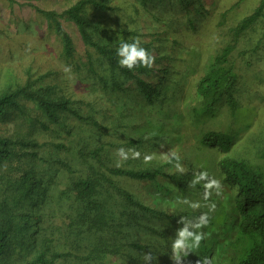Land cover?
I'll use <instances>...</instances> for the list:
<instances>
[{"label": "rangeland", "instance_id": "1", "mask_svg": "<svg viewBox=\"0 0 264 264\" xmlns=\"http://www.w3.org/2000/svg\"><path fill=\"white\" fill-rule=\"evenodd\" d=\"M75 1L0 0V89L10 82H23L29 73L32 78L42 76L43 83L50 85L54 93L73 100L79 112L93 114L102 125L99 131L91 134L85 132L83 137L74 139L75 135L72 132H75L82 123L69 114L64 121L65 127H71L69 134L59 129L51 138H58L60 141L64 139L63 141L67 143L77 140L78 144L87 143L89 146L94 143H108L111 146L107 155L115 166L119 159L115 153L119 143L145 138L144 146L136 149L141 152V156L134 159L130 154V158L122 161L121 166L132 169L162 167L181 181L179 188L177 187L179 194L175 193L169 198L163 188L157 187V183L147 185L146 182L128 176L111 178L132 194L133 198L153 209L167 211L179 218L187 217L193 221L201 213H209L210 224L202 230L208 237L216 236V242L211 244L212 252L208 253V250L202 252L201 245L204 242L202 240L199 249L195 250L188 260L182 259L181 264L188 262L192 264L195 260L197 264V261L206 254L211 257V264H219L223 256L227 264H231L228 257H232V251L226 248L225 244L226 240L232 237L235 226L231 221L226 227L218 225L217 222L223 201L228 194L232 198L235 187L229 186L223 180L217 163L222 157L237 158L264 171V17L239 37L230 57L238 73L237 84L232 90L237 101L236 109L232 111L223 100L212 111L201 116H193L192 110L199 103L195 97L196 82L219 49L232 40L231 28L242 17L250 14L261 0H198L205 1L209 11L205 17L195 20L194 27L188 25L187 13L190 10V15H195L193 9L198 4L197 0H189L188 10L182 8L177 0H164V3L155 0L152 4L145 5L141 4L140 0H110V5L115 7L114 10L86 9L95 21L101 22L114 34L136 30L141 40L159 38L153 40V43L157 46L159 43L163 45L159 48L160 51H164L163 56L166 54L171 56L170 59L163 58L152 66L159 73H163L164 67H169L164 81L159 77L153 78L152 71L149 72L151 76L146 78L154 82L149 89H167L162 117L157 116L155 110H151L152 120L149 123L147 122L149 105L138 96L137 91L124 93L121 87L116 92L110 89L109 93L104 94L97 102L101 93L98 85H95V75L88 70V64L85 63L86 46L75 24L64 17H57L74 45V54L71 57L63 56L62 42L54 31V21L40 11L60 13ZM237 1L240 2L237 4ZM222 12H227L224 18ZM66 66H70L71 70L66 72ZM97 66L95 64L96 68ZM126 86L125 84L123 89ZM13 125V121L10 120L0 123V135L12 134ZM207 131L230 134L232 139L228 148L201 145L199 140ZM43 135L38 134L37 140L41 142L42 139L50 137ZM157 135L160 139L153 147L149 141ZM125 148L133 149L127 146ZM171 151L178 152L179 164L183 170L176 166L175 159H164ZM145 154H154V159L146 162ZM75 159H71L74 176L87 174L88 167L81 160ZM20 164L25 167L31 166V162ZM91 168L98 169L95 166ZM200 171H207L209 178L220 181L219 188L207 189L211 193L207 200L206 181L196 182ZM7 172L9 181L17 178V164H13ZM35 172H39L38 169ZM35 177L38 182L31 193L29 190L23 193V190H17L15 185L0 189V202L3 191H7L10 197L17 193L23 194L14 218L18 227L11 233L8 250L0 257L1 264H26L33 259L36 245L31 248L29 244L31 245L34 240L38 242L41 237L39 235L41 232L34 231L41 222V214L46 217L41 225H47L48 228L52 221L63 227L62 232L67 231V237L76 235L75 249H71L68 244L55 246L59 251L70 250V254L73 252L76 256L64 255L55 260L54 264H82L81 243H86L89 236L85 232L77 234L76 226L67 229L64 227L74 216L75 206L65 208L62 213L55 214L57 216L55 218H53L55 215L51 214L50 206L56 201L58 188L64 189L67 185V174L61 172L56 178L51 179L57 183L54 193L46 186L47 175L39 173ZM186 180L187 184H184ZM198 183L203 185V188L195 187ZM42 195L45 196L43 204L40 202ZM211 203H215L216 208L209 212ZM113 204L118 207L121 201L115 198ZM177 221L172 226L176 234L183 226ZM26 226L28 231L25 230ZM131 227L135 232L139 230V226ZM51 235L56 238L55 242L61 243L54 230ZM25 243H29L28 246ZM215 252L220 254L214 255ZM170 253L168 262L173 264L175 260L172 259V248Z\"/></svg>", "mask_w": 264, "mask_h": 264}, {"label": "trees", "instance_id": "2", "mask_svg": "<svg viewBox=\"0 0 264 264\" xmlns=\"http://www.w3.org/2000/svg\"><path fill=\"white\" fill-rule=\"evenodd\" d=\"M190 1L177 0L184 9H187ZM110 2V0H76L60 13L48 10L40 12L54 21V31L62 42L64 57H71L74 54V45L69 33L57 17H64L75 24L86 46L85 63L88 64V70L95 75L94 82L101 93L97 102L104 94H108L110 89L116 92L121 87L124 93L137 91L138 96L149 105L147 119L149 123L152 120L151 110H155L157 116L162 117L167 89H149L154 82L146 78L151 76L149 72L152 71L153 78L159 77L161 81H164L169 67H164L163 73H159L154 67L141 66L128 70L119 66L116 48L120 41H131L139 36V33L136 30H126L122 34L109 32L105 25L95 21L94 17L86 11L89 8L98 11L114 10L115 7L110 5ZM152 2L155 0H140V3L144 5L152 4ZM160 2L164 3V0ZM194 8V16H191L190 10L187 9L189 11L187 13L188 25L192 27H194L195 20L205 17L209 11L205 1H199ZM226 13L222 12V18ZM263 17L264 0H261L250 14L242 17L231 28L232 40L219 49L196 82L195 97L199 103L192 110L193 116H201L212 111L223 100L232 111L236 109L237 101L232 90L237 84L238 73L230 57L239 37ZM156 38L141 40L142 45L152 52L155 57L154 63L163 58L170 59V55H162L164 51H160L159 48L163 45L159 43L157 46L153 43ZM95 64L98 65L97 68ZM42 78V76L32 78L29 73L23 82H10L0 89V123L8 120L14 123L12 134L0 135V189L15 185L17 190H23V193L29 190L31 193L38 182L35 175L41 173L48 176L46 186L50 188L51 193H54L57 183L51 179L56 178L61 172L66 173L67 185L64 189L58 188L56 201L50 206L51 214L54 216L62 213L67 207L75 206L74 216L64 227L67 229L76 226L77 234L85 232L89 236L86 243H81L82 264H145L143 260L145 252H151L155 257L149 264H170L168 262L171 256L170 249L177 235L172 226L176 224V220L179 224L180 218L167 211L156 210L144 205L111 177L128 176L146 182L147 185L157 183V187L163 188L169 198L175 193L179 194L178 188L181 181L162 167L132 169L113 165L107 155L111 146L108 143H94L89 146L87 143L78 144L77 140L67 143L63 141L64 139L60 141L58 138H51V135L57 134L59 129L69 134L71 127H65L64 123L69 114L82 123L75 132H72L75 135L74 139L79 136L83 137L85 132L95 133L96 130L99 131L102 128V125L93 114L79 112L73 100L54 93L50 85L43 83ZM125 84L127 86L123 89ZM38 134L50 137L40 142L36 138ZM159 139L157 135L156 138L150 139L149 143L154 147ZM231 139L232 136L228 133L207 131L199 141L204 146L225 149L228 148ZM144 142H146L145 138L132 139L119 143L117 147L127 146L137 149L143 147ZM71 159L81 160L88 167V173L74 176ZM23 162H31V166L21 165L20 163ZM15 163L17 164V178L9 181L7 170ZM217 164L223 180L229 186L235 187L232 198L228 194L223 201L217 222L218 225L226 227L231 221V224L235 226L232 237L227 239L225 244L226 248L232 251V257L228 258L231 264H264V171L237 158L222 157ZM36 169L39 172H35ZM184 184H187V180ZM195 187L200 189L203 185L198 183ZM2 194L0 257L8 250L11 233L14 228L18 227L17 223L15 225L14 218L17 213L16 207L23 197L22 193H17L13 197H10L7 191H3ZM115 198L121 201L118 207L113 204ZM40 202L41 204L45 202L44 195L40 196ZM55 217L57 216L53 218ZM40 218L42 224L46 217L41 214ZM40 223L37 225V230H34L41 232L39 241L34 240L31 245L25 243L31 248L36 245L33 259L26 264H54L58 258L74 254L73 252L70 254V250L59 251L55 249V246L68 244L71 249H75L76 235L67 237V231L62 232L63 227L52 221L48 224V228H46L47 225L43 226ZM33 224L30 226L32 227ZM132 225L137 228L139 226V230L135 232ZM27 227L26 231H28ZM53 230L61 243L55 242L56 238L51 235ZM207 237L201 245L203 253L207 250L211 253V244L217 240L216 236ZM191 254L193 252L188 255L182 253L183 259L188 260ZM218 254L220 253H214V255ZM224 257L220 260L221 264H227ZM175 262L172 263L175 264ZM192 264H196V260Z\"/></svg>", "mask_w": 264, "mask_h": 264}, {"label": "clouds", "instance_id": "3", "mask_svg": "<svg viewBox=\"0 0 264 264\" xmlns=\"http://www.w3.org/2000/svg\"><path fill=\"white\" fill-rule=\"evenodd\" d=\"M116 56L118 57V64L121 68H127L132 70L134 68H139L141 66L151 68L154 64L155 57L152 52L144 47L141 42V37H134L131 41L121 40L119 45L116 48ZM71 70L70 66L65 67V71L68 72ZM116 155L119 157L116 166L120 167L122 161H126L130 158H139L141 152L136 149H126L121 146L115 150ZM154 159V154H145L144 160L151 161ZM164 159L177 161V167L183 170L182 165L179 164V154L176 151H171L169 154L165 155ZM205 180L206 192L205 199L211 195L207 189L213 187L219 188L220 181L215 178H209L207 171H200L197 177V181ZM198 206V205H193ZM216 208L215 203H211L209 206V212L214 211ZM180 222L182 227L178 229L176 238L172 244L173 254L172 259L181 264L182 259L181 253H186L187 255L190 252H194L199 249L201 241L205 239L207 233L202 229L210 223L209 213H201L200 216L195 220H190L187 217H180ZM155 257L151 252H145L143 254V260L145 264H149ZM197 264H211V257L204 256Z\"/></svg>", "mask_w": 264, "mask_h": 264}]
</instances>
